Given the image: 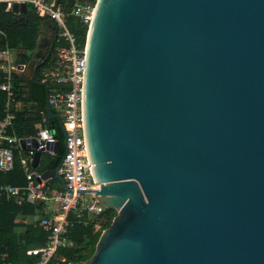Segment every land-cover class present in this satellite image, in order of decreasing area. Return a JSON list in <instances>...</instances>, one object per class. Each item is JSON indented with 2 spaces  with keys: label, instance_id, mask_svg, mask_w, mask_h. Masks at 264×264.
<instances>
[{
  "label": "water",
  "instance_id": "water-1",
  "mask_svg": "<svg viewBox=\"0 0 264 264\" xmlns=\"http://www.w3.org/2000/svg\"><path fill=\"white\" fill-rule=\"evenodd\" d=\"M83 108L90 192L116 215L69 264H264V0H99ZM62 162L44 177L65 184Z\"/></svg>",
  "mask_w": 264,
  "mask_h": 264
},
{
  "label": "built area",
  "instance_id": "built-area-1",
  "mask_svg": "<svg viewBox=\"0 0 264 264\" xmlns=\"http://www.w3.org/2000/svg\"><path fill=\"white\" fill-rule=\"evenodd\" d=\"M98 1L0 0L7 11L12 10L15 2H26L32 6L37 17L52 21L56 27L53 63L43 69L40 82L49 90V105L60 116L65 134L66 150L59 170L65 181L62 190L53 188L50 183L52 178L44 177L43 170L33 166L37 151H41L42 155H54L56 152L58 139L48 117L44 115L41 118L32 135L20 137L16 132L14 74H25L27 64L16 63L8 46L0 49V73L5 78L0 83V90L7 94L4 115L0 118V172L12 171L16 167V155L19 154L27 181L22 186L0 183V200L13 199L17 204L39 201L56 203L53 214L40 220V226L49 233L46 242L27 249V255L35 257L30 264H48L59 248L69 245L67 234L75 222L88 225L91 221L105 218L106 207L90 192L100 182L94 175V164L88 154L83 108L87 37ZM73 24L87 30L84 45L79 44V37L71 28ZM35 140L38 146H35ZM0 264H14L9 260L6 248L1 245Z\"/></svg>",
  "mask_w": 264,
  "mask_h": 264
},
{
  "label": "trees",
  "instance_id": "trees-1",
  "mask_svg": "<svg viewBox=\"0 0 264 264\" xmlns=\"http://www.w3.org/2000/svg\"><path fill=\"white\" fill-rule=\"evenodd\" d=\"M71 28L77 33L79 42L84 45L87 30L77 24L71 25ZM37 31V26L29 21L18 20L12 12L6 10L4 3H0V49L8 42L12 50L19 49L21 43L28 50L25 53H17V58H13L16 63L27 64L29 62L30 51L35 47L34 38ZM53 59L52 57L43 69L51 66ZM43 69L40 70L36 78L39 82ZM4 80V74L0 73V83ZM13 86L16 114L14 127L17 134L20 137L32 135L36 130L35 125L46 115L50 120L51 129L58 139V145L54 155L43 156L42 165L46 169H56L65 154V134L59 120L50 117L45 110L47 86L35 84L24 74L18 73L14 74ZM6 101V92L0 90V118L4 115ZM33 102L38 104L35 110L31 106ZM16 156V167L6 173L0 172V183L26 184V176L19 162V154ZM42 207L41 203H25L20 206L13 201L0 200V244L8 251L11 262L15 264L32 263L35 257L27 255V249L46 242L49 233L40 226L43 216ZM105 215L107 219L98 230L95 229L97 221H91L88 225L75 222L67 234L70 244L59 248L57 255L48 264L79 263L89 259L96 250L102 231L111 225L116 211L107 209ZM29 216L34 218V221L24 222V218ZM20 217L23 220L17 221Z\"/></svg>",
  "mask_w": 264,
  "mask_h": 264
},
{
  "label": "crops",
  "instance_id": "crops-1",
  "mask_svg": "<svg viewBox=\"0 0 264 264\" xmlns=\"http://www.w3.org/2000/svg\"><path fill=\"white\" fill-rule=\"evenodd\" d=\"M13 14L16 16V18L18 20H20V21H29V22H31V24L37 26V28H38V31H37V33L35 35V38H34L35 39V47L30 51V58L35 53V51L42 52L43 50L44 51L45 50H49L48 49V46H50V47L53 46L54 35L56 34V30H55L54 23H52L48 19H42V18L37 17L35 15V13H34L33 8H32L31 5H29V12H28V14H23L21 12L13 13ZM4 46L5 47L8 46L10 48L8 42ZM4 46L2 48H4ZM10 50H11V53H12V57L14 59L17 58V53H25L26 51H28L27 48H25L22 43H21V46H20L19 49L12 50L10 48ZM52 57L54 58V51H53ZM31 106L35 110L38 107V104L35 103V102H33V103H31ZM35 128L37 129V124L35 125ZM20 156L21 155H19V159H20ZM43 156L44 155H42L41 162H40V165L38 166V168H40L42 170H45L46 168L43 167V165H42ZM50 183H51V186L53 188H56V189H59V190H62V189L65 188V184L61 180H59V179L52 178L51 181H50ZM14 185L22 186V185H25V183L14 184ZM7 201H13L15 204H17L13 199L12 200H7ZM37 203H41L42 206H43L42 207V214H43L42 218L43 217L50 216V215L53 214V210L56 207V203L54 201H39ZM23 204H25V203H23ZM23 204H17V205H20L21 206ZM32 204H34V203H32ZM20 220L22 221L23 219L21 217L17 219V221H20ZM23 221L26 222V223H31L32 221H34V218H32L31 216H29L27 218H24ZM43 244L44 243H39V244H36L34 246H31V247L41 246ZM0 245L2 246V244H0ZM2 247H4V246H2Z\"/></svg>",
  "mask_w": 264,
  "mask_h": 264
},
{
  "label": "rangeland",
  "instance_id": "rangeland-1",
  "mask_svg": "<svg viewBox=\"0 0 264 264\" xmlns=\"http://www.w3.org/2000/svg\"><path fill=\"white\" fill-rule=\"evenodd\" d=\"M80 45H82L80 42H79ZM54 184V183H53ZM107 219L106 215H105V218L104 219H99V220H96L97 221V227L98 229H100L102 226H103V222ZM95 229H96V226H95ZM96 229V230H98Z\"/></svg>",
  "mask_w": 264,
  "mask_h": 264
},
{
  "label": "flooded vegetation",
  "instance_id": "flooded-vegetation-1",
  "mask_svg": "<svg viewBox=\"0 0 264 264\" xmlns=\"http://www.w3.org/2000/svg\"><path fill=\"white\" fill-rule=\"evenodd\" d=\"M39 54H40V56L44 55V54H42L41 52H40ZM44 56H45V55H44ZM42 69H43V67L40 68V69L38 70V74H39L40 70H42Z\"/></svg>",
  "mask_w": 264,
  "mask_h": 264
}]
</instances>
